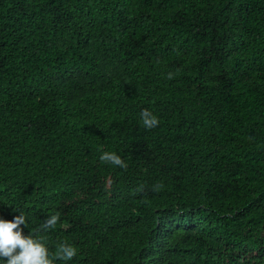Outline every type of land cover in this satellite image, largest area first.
<instances>
[{"label": "trees", "instance_id": "1", "mask_svg": "<svg viewBox=\"0 0 264 264\" xmlns=\"http://www.w3.org/2000/svg\"><path fill=\"white\" fill-rule=\"evenodd\" d=\"M20 212L77 249L55 264H264V0H0V218Z\"/></svg>", "mask_w": 264, "mask_h": 264}, {"label": "clouds", "instance_id": "2", "mask_svg": "<svg viewBox=\"0 0 264 264\" xmlns=\"http://www.w3.org/2000/svg\"><path fill=\"white\" fill-rule=\"evenodd\" d=\"M167 78L173 79V73H169ZM140 117L146 130H152L160 124L159 118L148 109L142 110ZM100 160L102 163L121 169L126 170L128 167L125 161L114 152H103ZM154 190L159 189L154 188ZM138 191H142V188ZM59 220V213L47 216L36 232L54 229ZM24 227H27V217L23 212L15 216L12 221L0 218V259L6 258V264H55L57 260L67 262L77 255V249L67 243L59 244L53 253L47 247L46 237L34 236L33 233L25 236L23 235Z\"/></svg>", "mask_w": 264, "mask_h": 264}]
</instances>
